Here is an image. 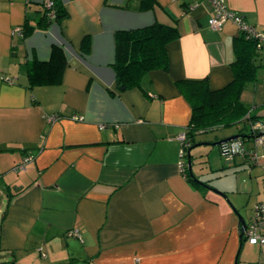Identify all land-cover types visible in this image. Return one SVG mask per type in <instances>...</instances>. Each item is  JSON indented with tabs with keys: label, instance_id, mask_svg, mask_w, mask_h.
<instances>
[{
	"label": "crops",
	"instance_id": "crops-1",
	"mask_svg": "<svg viewBox=\"0 0 264 264\" xmlns=\"http://www.w3.org/2000/svg\"><path fill=\"white\" fill-rule=\"evenodd\" d=\"M57 1L61 16L46 19L42 0H0V264H259L235 212L247 224L264 202L250 195L264 191V159L223 156L248 180L235 195L204 177L199 151L210 146L191 150L226 137L195 134L183 159L178 139L189 82L216 92L234 81L239 27L212 30L210 0ZM221 1L262 40L239 100L264 124V0ZM155 27L177 33L167 67L125 69L131 36ZM189 150L211 189L190 176Z\"/></svg>",
	"mask_w": 264,
	"mask_h": 264
},
{
	"label": "trees",
	"instance_id": "trees-1",
	"mask_svg": "<svg viewBox=\"0 0 264 264\" xmlns=\"http://www.w3.org/2000/svg\"><path fill=\"white\" fill-rule=\"evenodd\" d=\"M53 1L55 17L59 18L62 12L60 4L57 0ZM131 37H133L132 44L128 54L134 56L133 58L129 57V61H131L125 66V69L139 64L150 65L155 68L167 67L165 45L176 39L177 33L175 31L155 27L141 31ZM262 47L263 45L260 44L259 46L258 39L251 34V31H242L234 39L236 57L232 63L234 76L232 83L220 91L210 92L205 80L189 82L188 97L192 107V116L185 134L188 142L197 133L216 131L244 121L248 122L249 127H251V122H259L251 115L250 109L247 110V107L242 104L239 97L244 89V84L255 81L257 67L252 63V59L261 52ZM128 54L127 56L124 54L123 58L127 59ZM135 54L137 58H140L139 60Z\"/></svg>",
	"mask_w": 264,
	"mask_h": 264
},
{
	"label": "built area",
	"instance_id": "built-area-1",
	"mask_svg": "<svg viewBox=\"0 0 264 264\" xmlns=\"http://www.w3.org/2000/svg\"><path fill=\"white\" fill-rule=\"evenodd\" d=\"M210 1L212 4L213 15L209 19L208 23L212 30H220L224 23L230 20L239 27L241 32H247L248 30L251 31V34H253L258 39L259 46L262 44L260 35L253 30H250V28L243 23L240 17L227 11L221 0ZM42 6L44 14L47 17L50 19L55 17L53 0H42ZM55 119L56 117L53 116L50 118V121H54ZM251 130L255 135L251 148H247L243 139H238L228 143L226 148L222 149L224 156H226L228 160H232V158L235 156L242 155L243 157L250 159V161L254 164L262 163L264 154H260L259 148H264V137L258 136V134L263 132L264 124L261 122H251ZM178 139L182 143L180 158L183 159L190 145L186 141L185 134L180 135ZM31 160L32 157L30 155L24 157L22 161L16 166L15 170H24L26 164ZM243 238L251 246H260L264 248V202L255 205L252 217L244 229ZM259 264H264V250L261 253Z\"/></svg>",
	"mask_w": 264,
	"mask_h": 264
},
{
	"label": "rangeland",
	"instance_id": "rangeland-1",
	"mask_svg": "<svg viewBox=\"0 0 264 264\" xmlns=\"http://www.w3.org/2000/svg\"><path fill=\"white\" fill-rule=\"evenodd\" d=\"M244 95V92H243ZM242 101H246L244 98H242ZM238 132V128L236 127H225L222 129H218L216 131L210 132V135H204L202 136L203 138H207V137H214L215 135L218 136L219 138H223V137H231L234 135H237ZM202 143V142H200ZM195 150H193L194 152ZM202 154H201V153ZM199 153L201 155H203V160H201L202 165H203V170L202 173L204 174V177H206V179H210L211 183L213 185V188L218 187L220 189H222L223 191H227L228 193L230 192L231 194L235 195H239L238 193H242L246 195V193H249L248 191L246 192V190L244 189V186L246 185L247 181H245L246 179L243 177H240L241 180L237 181L233 169L236 168L235 166H226L225 162L227 161L221 154V151L219 150L218 147H200V151ZM198 163V161H197ZM229 167V168H226ZM237 189V190H236ZM219 191V190H218ZM233 191V192H232ZM244 195V197H245ZM252 196V200L255 201H262L264 200V191L262 190V186L260 187V189L258 190L257 194L256 191L252 192L250 194ZM250 205H246L244 208H246V210L251 209V205L252 202H249ZM246 210L244 209V215H245V219H247L249 217V211H248V215L245 214ZM260 249H262V247L260 246H252L249 249H247L246 253H248V255L250 256V258H253L254 261L251 263H257L259 260V253H260Z\"/></svg>",
	"mask_w": 264,
	"mask_h": 264
},
{
	"label": "water",
	"instance_id": "water-1",
	"mask_svg": "<svg viewBox=\"0 0 264 264\" xmlns=\"http://www.w3.org/2000/svg\"><path fill=\"white\" fill-rule=\"evenodd\" d=\"M249 136H250V137H255L254 132H253L252 130H249L248 133L245 134V135H243V134H237V135H234V136L228 137V138H226V139H224V140H220V141H217V142H214V143L197 144L196 146L192 147L191 150H192L193 148H196L197 146L207 145V146H210V147H218V148L220 149V151H221L222 156H224V153L222 152V149L226 148V146H227L228 143H230V142H232V141H235V140H238V139L249 138ZM258 136H262V137H264V134H263V133H260V134H258ZM191 150H189V152H188V172H189L190 176H191V177L194 179V181H195L196 183H198L199 185L204 186V187H206V188H208V189H211V188H209L208 186H206L205 183L198 181V180L196 179V177L193 175V173H192V168H191V166H192V162H191V160H192V156H191V154H190V151H191ZM224 157L226 158V156H224ZM227 161H228V160H227ZM212 191L215 192V193H217L218 195H220V196H222L223 198L226 199V197H225L224 194H222V193H220V192H218V191H215V190H212ZM235 213H236V216L238 217V220H239L240 225L242 226V228H241V233H240V241H242L243 232H244V229H245V227H246V223H245V221L242 219V217H241L240 214H238L237 212H235Z\"/></svg>",
	"mask_w": 264,
	"mask_h": 264
}]
</instances>
